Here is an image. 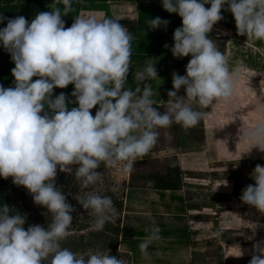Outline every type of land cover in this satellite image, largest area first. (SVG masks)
Returning <instances> with one entry per match:
<instances>
[{
  "label": "clouds",
  "instance_id": "1",
  "mask_svg": "<svg viewBox=\"0 0 264 264\" xmlns=\"http://www.w3.org/2000/svg\"><path fill=\"white\" fill-rule=\"evenodd\" d=\"M161 3L164 10L182 19L173 32L172 55L191 57L185 75L172 74V90L167 92L171 99L164 111L155 107L152 84L139 86L149 80L161 83L155 64L136 73L134 90L125 86L133 37L118 23L119 18L80 14L65 28L62 17L73 11V0H52L51 10L38 12L30 23L24 16L0 15V23L6 20L0 28V46L15 65L11 69L14 87L0 85V178L11 177L14 185L27 189L33 202L50 215L46 228L37 224L25 230L26 215L0 203V264H124L108 250L77 253L62 247V241L72 234L75 208L55 184L57 167L70 174L74 169L81 189L97 184L101 164L120 163V172L130 174L136 161L156 145L159 129L174 123L189 129L200 122L203 111L189 101L206 109L232 100L239 70L230 68L208 34L223 19L221 9L226 5L239 35L264 41V0ZM206 4L210 7L205 8ZM168 23L161 17L149 21L150 29L166 28ZM69 84L74 86L71 95L78 107L69 108L73 101L64 92L53 98L54 88ZM181 87L184 96L177 95ZM259 103L255 122L240 127L239 140L247 149L237 161L252 148L264 152V102L259 98ZM96 106L93 116L90 110ZM236 112L233 109L230 121ZM250 176L255 183L242 190L240 200L264 214V166L257 164ZM220 185L227 187L228 181L224 178ZM75 199L94 216V231L114 221L117 210L110 196L87 191ZM158 239L159 228L153 227L138 245L141 254L147 257L149 245ZM255 248L260 254L253 255L249 264H264V245ZM237 249V256L243 255Z\"/></svg>",
  "mask_w": 264,
  "mask_h": 264
},
{
  "label": "rangeland",
  "instance_id": "2",
  "mask_svg": "<svg viewBox=\"0 0 264 264\" xmlns=\"http://www.w3.org/2000/svg\"><path fill=\"white\" fill-rule=\"evenodd\" d=\"M210 32L209 37L225 53V38L214 36L218 34L213 30ZM230 64V68L240 73L232 100L214 103L206 109L189 101L194 109L203 111L200 122L189 129L175 123L159 129L156 145L145 161L141 158L136 161L130 174L120 172V163L111 167L101 164L98 169L101 179L90 189H81L74 169L70 174L60 172L57 167L55 184L75 208L71 213L72 234L62 241V247L77 253L108 250L124 264H249L253 255L260 254L255 245H264V214L244 204L240 196L247 185H254L250 173L257 164L264 166V152L252 148L239 161L237 158L247 149V144L239 140L240 127L255 122L261 107L259 98L264 102V77H253L242 64ZM169 65L171 71L166 79L159 76L161 83L155 81L153 99L160 111L166 109L171 99L167 92L172 90V74H186L187 64L181 69ZM246 81L251 90L245 86ZM177 95H185L183 87ZM233 109L237 112L230 121ZM96 110L95 107L90 110L93 116ZM175 164L181 172V187L175 193L152 191L150 184L140 179L162 173ZM224 178L228 186L217 187ZM113 188L116 190L112 191ZM87 191L110 196L114 201L116 217L102 231L92 229L94 216L75 199ZM24 194L23 204L29 208L26 217L38 219L42 224L50 222L47 209L35 204L27 189ZM125 227L130 233H122ZM153 227L170 233L159 235L160 239L149 245L147 257L140 250L135 256L128 242L141 243ZM136 231L145 235L139 238ZM237 246L243 255L237 256Z\"/></svg>",
  "mask_w": 264,
  "mask_h": 264
},
{
  "label": "trees",
  "instance_id": "3",
  "mask_svg": "<svg viewBox=\"0 0 264 264\" xmlns=\"http://www.w3.org/2000/svg\"><path fill=\"white\" fill-rule=\"evenodd\" d=\"M108 0H73V11L70 12L67 16L62 17L65 21V28L70 27L73 23L74 17L79 14L81 10H97L100 9L105 12L107 17H110L108 7L106 5ZM147 1V0H143ZM149 1V0H148ZM152 2H148L150 4L142 6L146 8V12L144 15L139 16L138 23V31L135 32V36L139 39L142 37L144 41H142L139 46H132V55L133 58H144L149 55H157V56H168L174 59L176 65L182 64L186 61L188 56L183 58L174 57L171 52V47L173 45V32L176 28L182 25V19L176 13H169L163 9L161 0H151ZM101 2L102 5L97 7L95 3ZM52 0H0V15H3L7 18H15L17 16H24L26 20L30 23L31 20L35 17L38 12L42 11H50L51 10ZM59 7H63L62 5H58ZM227 6L225 5L221 9V15L224 14L223 19L218 21V23L222 24L224 27L229 28L230 24L228 16L226 14ZM155 17H161L162 19H166L169 21L166 28L160 27L157 29H150L149 21ZM6 22V20L4 21ZM3 22V23H4ZM2 23H0L1 25ZM156 32V33H153ZM168 35V36H167ZM167 36L168 38H166ZM153 39L154 41L147 42V39ZM168 47H165V45ZM14 63L11 61L10 54L7 53L6 57L0 62V85L5 88L14 87V78L11 74V69L14 67ZM33 80L37 79V77H33ZM74 90V86L69 84L66 88H54L53 89V98L55 95H58L61 92H64L67 96L68 101H73V103L69 104V108L78 107V104L75 101V97L71 95ZM67 103V101H66ZM96 106L95 108H97ZM156 107V105H155ZM47 111V109H45ZM147 155H145L142 159V162L145 161ZM140 179L147 181L150 186L149 189L156 192H170L175 193L180 190L181 187V172L177 164L174 166H170L166 168V170L162 173H153L141 177ZM25 188L23 186H17L12 183V178L9 177L7 179L0 178V203L7 204L10 208H13V212L18 211L21 214H25L29 211V208L23 204L25 200L24 194ZM49 222L44 224L40 223L38 219L27 218L26 222L23 225L25 230L29 225H44L42 227H47ZM115 231L119 232V228H116ZM185 231V229L183 230ZM122 233L127 234L130 233V229L126 227L122 229ZM169 231H160L159 235L167 236ZM135 234L141 238L145 234L141 231H136ZM130 250L135 256H138V242H128Z\"/></svg>",
  "mask_w": 264,
  "mask_h": 264
},
{
  "label": "crops",
  "instance_id": "4",
  "mask_svg": "<svg viewBox=\"0 0 264 264\" xmlns=\"http://www.w3.org/2000/svg\"><path fill=\"white\" fill-rule=\"evenodd\" d=\"M152 2L151 0L143 1V0H108L106 5L108 7V11L110 14V18H119L118 23H120L123 27L127 28V30L131 33L133 39L131 41V45L133 47L139 46V44L144 41V38H138L135 36V32L138 31V23H139V16L144 15L146 12V8L142 6L148 5ZM99 7L102 5L101 2L95 3V6ZM205 8L210 7V5H204ZM96 15L97 17H104L105 12L97 9V10H81L78 15ZM226 14L228 16L230 24L229 28L224 27L220 23H216L213 25L212 30L215 31L218 35H214L216 37H223L225 38V53L228 63L230 65L234 63L242 64V67L246 69L249 73L252 74L253 77H264V41H257V40H249L244 35H239L237 33L235 27L234 17L230 11L226 9ZM224 16V14H222ZM6 26V22L0 25V28ZM156 33V32H153ZM211 33V32H209ZM168 36V35H167ZM165 36L166 38H168ZM147 42L154 41L152 38L145 40ZM7 51L0 46V62L7 55ZM190 55L186 59L185 62L182 64L176 65V62L173 58L168 56H157V55H149L142 58H133L131 59L130 64V71L128 74V80L126 82V87L130 89H135L137 85L136 81V73L142 71L146 65L148 64H155L158 77L160 76L161 79H166L167 73L171 71L172 64L177 69H181L183 64H187L188 60H190ZM169 63V64H168ZM144 83L152 84L153 92L156 91V84L155 81H145L140 83V87L143 88ZM169 85V81H166V85ZM155 93V92H154ZM93 112V111H91Z\"/></svg>",
  "mask_w": 264,
  "mask_h": 264
}]
</instances>
